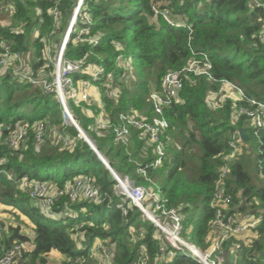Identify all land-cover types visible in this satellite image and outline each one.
<instances>
[{"label": "trees", "instance_id": "obj_1", "mask_svg": "<svg viewBox=\"0 0 264 264\" xmlns=\"http://www.w3.org/2000/svg\"><path fill=\"white\" fill-rule=\"evenodd\" d=\"M75 1H62L61 29L67 25ZM86 1L93 19L89 35H98L99 42L92 46L88 42L74 41V33L66 55L74 60H82L87 55L84 66L101 64L105 73H113V92L117 96L108 97L104 93V80L98 83L102 102L113 123L120 122L119 115L123 112L150 109L148 95L151 90L160 88L161 79L169 70L184 67L192 50L204 51L211 59V72L216 80L193 74L183 76L181 100L166 109L170 124L163 135L167 157L158 167L148 169V178L161 186L168 204L186 213L184 229H191L190 233L197 236L203 246H208L213 236L210 222L215 216L211 200L224 156L230 151L231 133L247 125L246 118L233 120L231 99L217 109L213 102L215 97L210 94H217L222 79H226L238 84L247 97L264 102V42L260 38L264 29V0H259L260 6H252L249 0ZM153 2L169 7L186 26H171L162 15L152 19ZM11 3L13 12L5 10ZM54 5L55 0H0V51L2 43L8 41L13 50L30 56L34 70L46 66L50 73L51 66L43 57L42 37L55 35H51L54 29L51 8ZM116 42L122 44V51L117 49ZM90 52L92 54H88ZM121 53L129 59L132 71H128L125 64H118L117 56ZM34 86L0 69V202L17 208L18 214L27 215L35 231L32 240L22 231V221L17 216L20 224H9L0 219V257L14 241L26 244L33 241L29 245L31 251L25 253L29 264H46L53 250L64 256L63 264L70 260L75 264H104L101 258L98 261L91 259L90 249L96 239H100L111 249V259L106 264H138L139 250L143 246L150 264H156L160 244L156 227L136 206L128 207V214L124 215L122 208L117 206L118 197L108 206L86 199L72 202L61 196L53 206L58 217L54 219L42 214L39 201H33L27 189L21 187L23 178L44 181L57 189L80 176H88L102 191L113 193L117 183L89 143L78 138L77 129L64 124L57 95ZM84 105L98 114L96 104ZM73 112L77 122L95 140L99 151L106 154L116 171L128 175L138 184L152 185L137 171V163L155 158L153 146L141 131L132 129L130 146H123L115 142L111 129L98 133L95 118L84 114L81 107L73 106ZM39 120L71 136L77 141L76 146L72 149L59 137L44 136L43 142L53 146L46 149L47 146L42 144L38 149L33 128ZM21 128L27 129L25 149L24 146L15 149L4 142L6 135ZM252 142L247 146L252 158L258 159V179H254L248 170L249 159L237 157L230 160L225 191L231 195V214L252 213L262 217V221L248 240H239L242 250L233 261H230L232 253L227 256L229 264H264V177L260 176L264 175V129L260 131L258 141ZM68 208L77 211L75 218L69 216ZM82 222L85 238L80 240L77 224ZM4 224H9L7 230ZM9 231L13 233L10 237ZM140 231L144 232V237L137 240ZM80 242L85 245L83 248L78 247ZM224 247L230 248V242ZM168 264L201 263L178 256Z\"/></svg>", "mask_w": 264, "mask_h": 264}, {"label": "built area", "instance_id": "obj_2", "mask_svg": "<svg viewBox=\"0 0 264 264\" xmlns=\"http://www.w3.org/2000/svg\"><path fill=\"white\" fill-rule=\"evenodd\" d=\"M63 0H55V5L51 8L54 21V29L51 35H58L62 32L59 40H53L52 37L43 36L44 43L43 57L51 71L48 73L46 66L34 70L30 56H25L19 51L12 49L8 41H4L0 51V69L9 71L12 76L20 81L29 82L42 88L45 92L54 93L60 100L63 110L64 124L73 125L78 131V138L84 139L86 135L94 141L95 149L99 151L95 140L81 127L77 122L73 112V106L81 107L84 114H89L95 118V130L99 133L105 129H111L116 143L129 147L132 141V129L141 131L142 136L148 139L153 146L154 159L150 162L137 163V171L146 179L148 178V169L158 167L167 157L166 146L163 135L170 127L169 119L166 115V109L172 104L181 100L180 93L184 88L183 76L193 74L195 76H207L211 80H216L211 72L212 62L208 53L192 50L191 58L187 64L175 70H169L161 79L160 88H154L148 95L150 109L129 110L119 115L120 122L113 123L109 117L102 102V91L100 84L104 80L106 86L104 93L108 97L117 96L114 90L113 73H105V68L101 64H89L84 66L87 55L82 60H74L66 55V49L72 35L76 33L74 41L88 42L96 46L99 42L98 35H89L93 27V19L90 14L86 0H76L71 8V14L68 17L67 25L61 29L62 11L60 9ZM252 6H260L259 0H249ZM5 10L14 11L13 3L6 5ZM153 19L162 15L164 20L174 27L186 26L181 20L175 17V14L169 7H161L158 2H153ZM42 22V20H41ZM36 35H39L36 31ZM53 36V37H54ZM264 42V29L260 34ZM118 50H123L120 42H116ZM92 54V52L88 53ZM118 64H125L128 71L133 69L129 66V59L123 53L117 56ZM94 69V72L91 70ZM80 74L87 75L81 77ZM222 85L217 92L213 102L219 106L231 99L233 102L232 117L233 120L246 118L247 125L243 126L249 134L251 130L253 139L250 136L249 141L257 142L260 131L264 129V102L255 98L247 97L244 90L236 83L222 79ZM95 88L100 91V95L95 94ZM235 91V94L233 93ZM96 104L99 108L98 114H95L91 107L84 105ZM36 138L44 136L59 137L65 146L74 148L76 140L71 136L62 134L60 130L44 120L36 121ZM238 127L231 133L229 141L230 151L224 156V164L220 169L216 181V189L211 200V206L215 209V216L210 222L213 236L210 237L208 246H203L197 236L190 233L191 229H184V220L186 213L181 209L170 206L168 199L162 193L161 186L151 181V186L138 184L128 175H123L116 171L110 164L106 154L99 151L103 157L106 168L107 164L111 167V173L117 183L114 185L113 193L102 191L99 186L95 185L88 176H80L75 181L67 182L64 187L54 189L51 192L49 185L44 181L33 180L30 185V196L40 203L41 213L57 219V214L53 211L55 200L61 196H66L70 201L75 202L80 199L92 201L95 204H104L108 206L113 204L114 198L118 197L117 203L122 208L124 215L128 214V207L136 206L143 214L144 218L150 221L156 227V236L160 240L156 264H168L178 256L195 259L201 264H226L227 256L232 253L230 261L238 257L242 250V244L239 240H248L251 233L262 221V217L255 214H243L236 216L230 212L231 195L225 191V177L229 174L230 160L243 157L245 150L248 148V142L241 138ZM27 134V129H17L10 132L4 139V142L12 145L16 140L21 142ZM13 137L12 141H8ZM86 141V140H85ZM87 142V141H86ZM94 151L95 149L92 148ZM131 155V151H128ZM263 178L264 175L261 174ZM70 217L75 218L77 211L68 208ZM10 223V222H8ZM84 223H78V237L80 240L85 238L84 231L81 229ZM137 240L144 237V232L140 231L136 235ZM235 238V239H234ZM230 242V248L224 245ZM32 246L25 242L14 241L13 245L5 249L0 257V264H29L25 255L31 251ZM93 247L100 254L104 264L111 259V249L109 245L104 244L100 239H96ZM78 261L79 258L77 259ZM66 264H75L70 260ZM138 264H150L146 248L143 246L139 250Z\"/></svg>", "mask_w": 264, "mask_h": 264}, {"label": "rangeland", "instance_id": "obj_3", "mask_svg": "<svg viewBox=\"0 0 264 264\" xmlns=\"http://www.w3.org/2000/svg\"><path fill=\"white\" fill-rule=\"evenodd\" d=\"M154 23H156V21ZM61 36H62V32L58 33V35L52 37V39L53 40H59L61 38ZM136 66H137V63L135 64V67ZM91 71L94 72V69H92ZM34 87H36V86H34ZM94 89H95V94L94 95H98L99 96L100 95L99 94L100 91L97 88H95V87H94ZM233 93L235 94V91H233ZM210 97L214 98V97H216V94L213 92V93L210 94ZM216 105H217L216 106L217 109L221 107V106H219L218 101L216 102ZM36 127H37V124L33 128L35 131H36ZM15 130H17V129H14L13 132H15ZM20 130H22V128ZM5 137H4V139H5ZM27 139H28V136L26 135L24 137V140H22L21 142H18V140L15 139V141L13 143H10V144H13L15 149H22L23 146H24V149H25V147L27 145ZM34 139L36 141V146H37L38 149H40L42 147L41 146L42 144L47 146L46 149H49V148H51L53 146V144L50 143V142H45L44 143L43 142L44 141L43 138L41 140H39L40 138H38V137L36 138V134H35V138ZM12 140H13V137H11L8 141H12ZM252 143H254V142H252ZM54 145H57V143H55ZM249 146H250V143H249ZM107 148H108V146H107ZM252 155L253 154H251L249 148H247V150H245L244 156L247 157L249 159V161H250V164L248 166V170L252 173V175L254 176V179H258V178H256L257 177V175H256V173H257L256 172V166H257V160L258 159L256 158V156L255 157L253 156V158H252ZM109 161H110V159H109ZM32 184H34L33 183V179L23 178L21 187L23 189H27V191L30 193V185H32ZM47 184L49 185V183H47ZM49 187H50L51 192L54 191V189H52L51 185H49ZM29 196H30V194H29ZM32 200L35 201L36 199L32 198ZM40 212H41V209H40ZM16 216H17V218H20V220L18 219L19 221H22V231L25 232L27 235H29V237H31V239L33 240V238L35 236V231H34V228H33L34 225H33L32 220L25 214H18L17 208H12V207H10L8 205H5L2 202H0V219H2L4 222H11L9 224H15V223L18 222V220L16 219ZM9 224H6V225L4 224L6 226V230H7V226ZM3 228L1 229V231L3 230ZM7 234H8L9 237L13 235V233L10 232V231ZM28 244L29 245L33 244V241H30ZM84 246L85 245H83L81 242L78 244L79 248H83ZM90 252L92 254L91 259H94V261H96V260L98 261V259L101 258V256H99V254L97 253V251L95 250L94 247H91ZM55 253H59V252L57 251ZM46 264H63V263H61V261H59L57 259L56 254H52V255L48 256V263H46ZM226 264H229V258L226 259Z\"/></svg>", "mask_w": 264, "mask_h": 264}, {"label": "water", "instance_id": "obj_4", "mask_svg": "<svg viewBox=\"0 0 264 264\" xmlns=\"http://www.w3.org/2000/svg\"><path fill=\"white\" fill-rule=\"evenodd\" d=\"M239 133H240V135H241V138L244 140V141H246V142H248L249 140H250V136H249V134L246 132V130H245V128L244 127H240L239 128ZM85 140L89 143V145L92 147V148H94L95 149V144H94V141H92V140H90V138L86 135V137H85ZM95 152L97 153V155L99 156V158L102 160V161H104V157H103V155L99 152V151H97L96 149H95ZM107 166H108V168H110V171H111V167L109 166V164H107Z\"/></svg>", "mask_w": 264, "mask_h": 264}, {"label": "crops", "instance_id": "obj_5", "mask_svg": "<svg viewBox=\"0 0 264 264\" xmlns=\"http://www.w3.org/2000/svg\"><path fill=\"white\" fill-rule=\"evenodd\" d=\"M55 252H57V250H53V251H51L50 253H49V256L50 255H52V254H56V257H57V259L59 260V261H61V263H64L65 262V258H64V256L59 252V253H55ZM47 263H48V261H47Z\"/></svg>", "mask_w": 264, "mask_h": 264}]
</instances>
